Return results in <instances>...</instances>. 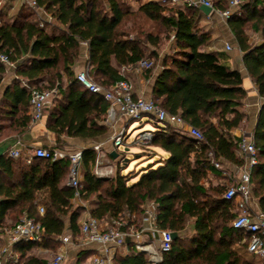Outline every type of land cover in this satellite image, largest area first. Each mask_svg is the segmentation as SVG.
<instances>
[{
  "label": "trees",
  "instance_id": "16d2710c",
  "mask_svg": "<svg viewBox=\"0 0 264 264\" xmlns=\"http://www.w3.org/2000/svg\"><path fill=\"white\" fill-rule=\"evenodd\" d=\"M37 8L50 14L63 29L41 26L35 13H18L11 21L0 19V54L16 66L15 79L5 93L0 107V133L11 119L20 128L30 122V88L60 89L48 110L47 129L56 142L61 138L97 139L107 134L105 125L109 103L102 94H94L78 83L71 66L79 57L81 43L88 45L91 76L104 89L123 79L121 69L135 66L146 58L145 43L159 44V37L146 34L144 39L130 38L121 26L129 18L143 17L158 24L173 37L176 55L166 57L156 79L153 100L166 112L180 115L198 130L204 141L198 143L180 134L174 127L157 126L150 144L167 154L162 165L149 166L138 181L119 173L100 178L94 169L97 152L85 149L81 162L80 199L90 202L93 218L100 221L120 219L124 214L145 217L144 205H156L159 229L176 233L172 249L161 264H253L244 253L233 249L243 235L232 227L235 203L224 199L226 187L211 183L204 186L216 162L243 166L237 143L231 132L242 127L247 115L241 110L247 92L243 77L229 67L223 51L208 50L213 41L200 26L206 15L199 8L164 5L157 1L142 3L133 11L121 0H34ZM224 11L230 0H210ZM228 19L243 64L264 100V0H245ZM249 29L259 41L251 42ZM152 70V69H151ZM149 70V72L151 71ZM7 66L0 61V85ZM66 79V81H64ZM66 82V83H64ZM253 139L258 164L251 174L253 194L264 212V103L258 115ZM117 153V158H123ZM147 156L154 158L156 153ZM120 158V159H119ZM69 167L59 161L7 154L0 157V233L11 230L24 217L33 219L43 229L41 241L19 242L15 251L20 264H46L30 252L58 246L69 221L72 233L80 232L78 220L83 207L74 205L75 191L67 184ZM47 196L41 199L39 195ZM40 206L45 213L41 215ZM193 232L189 235V224ZM128 254H117L116 264H147L146 253L139 252L127 239ZM85 260L79 262L81 264Z\"/></svg>",
  "mask_w": 264,
  "mask_h": 264
},
{
  "label": "built area",
  "instance_id": "2783aa9c",
  "mask_svg": "<svg viewBox=\"0 0 264 264\" xmlns=\"http://www.w3.org/2000/svg\"><path fill=\"white\" fill-rule=\"evenodd\" d=\"M27 2V0H21ZM157 1L164 5L173 7L182 6L188 8H199L206 6L212 8V13H216L221 19L228 20L234 11L241 6L245 0H230L228 8L224 11L217 10L213 7L210 0H151ZM0 0V8L2 6ZM32 8H37L34 0L28 1ZM173 40V37H172ZM226 50L231 51L232 47L226 45ZM0 61L6 66H14L6 55L0 54ZM155 62L151 59H142L136 65V70L139 72L148 71L154 68ZM123 79L115 83L110 89H104L99 85L90 73V64H87L85 69L76 75L78 83L85 89L94 94H102L105 100L109 103L107 110V120L115 121L117 117L124 118L127 122L140 121V126H144L142 120L147 117L153 120L156 125L174 127L180 134L187 135L198 143L204 141L202 132L196 128L187 125L180 115L170 114L160 107L154 100L144 97H136L134 94V86L129 79L123 75ZM30 108L31 120L34 123L40 122L45 117V112L48 105L59 95L60 90L55 87L50 90H39L30 88ZM128 127L130 124L127 125ZM126 129L120 131L112 139L114 152L121 153V147H126L125 134ZM154 132L145 131L138 135L136 142L142 147L150 146ZM237 149L245 159L243 170L234 182L230 185L225 194L224 199L232 201L236 206V216L232 222V227L243 235L242 243L246 245L247 251L256 256L264 264V212L257 211L252 207L253 194L251 184V174L258 164V151L254 143L253 137H242L236 141ZM97 152L96 164L102 165L101 160L106 155L100 146H96ZM83 151H69L60 147L44 148L38 147L34 149L32 155L27 158V163L30 164L33 158L50 160L52 162L59 161L69 167L68 186L75 191V198H80L81 188V162ZM7 154L11 158H18L21 155V150L17 147L8 150ZM211 163L214 167L220 168L219 162L213 160V154L209 153ZM112 173L107 167L100 168L98 175L107 177ZM41 215H44L45 209L40 208ZM144 221L152 225L151 231L157 236L158 247L152 245H142L136 243V249L139 252L146 253L149 256L147 264H160L163 255L169 253L172 249L173 236L169 230L159 229L156 223V205L148 204L145 208ZM80 231L84 237L85 243L88 245L99 246V253L87 259L81 264H116V255L118 248L126 245L127 239H136L138 234L128 230L126 222L120 218L114 220L111 225L107 226L100 220L90 216L84 221L80 227ZM43 229L39 223L33 219L24 217L21 222L16 224L7 233V244L0 247V264H20V255L15 251L14 247L19 242H36L41 241ZM63 248L56 252H51L46 264H64L66 261V246L71 243V238L62 237L60 239Z\"/></svg>",
  "mask_w": 264,
  "mask_h": 264
},
{
  "label": "crops",
  "instance_id": "0c3cea01",
  "mask_svg": "<svg viewBox=\"0 0 264 264\" xmlns=\"http://www.w3.org/2000/svg\"><path fill=\"white\" fill-rule=\"evenodd\" d=\"M1 1L3 4L0 8V11L3 14V18L5 21H11L10 18L14 16L12 15V13L14 12V14L17 15V12L19 13V11L23 6L30 7L28 4V1L30 0H27V2H23L21 0H1ZM131 1H133L134 5H137L136 8L137 10L142 3L151 0H131ZM33 9H35L37 15L36 19L39 21L41 26L45 25L49 31H51L50 27H58L59 29H63V27L57 24L56 20L50 14H47L42 8H33ZM202 22L206 27V29H204L205 32H207L210 35L213 41L211 47H209L208 50L223 51L227 55V59L225 63L232 69H237L241 73L243 77L242 86L247 92V96L243 101V107L241 109L247 115V120L244 122L242 127L233 130L231 134L235 141H239L242 137H253V132L255 130L258 121V115L264 103V100L259 96L257 87L254 81L249 76L243 64V60H242L243 54L241 53L238 47L236 38L228 25V21H223V19H221L216 13H211L209 16H206ZM227 44L232 47L231 51L226 50ZM165 59L166 56H163L161 62L158 63L156 68L152 69L150 72L149 70L139 72L135 68L136 65L130 67H123L121 69L122 74L123 73L125 74V71H128V75L130 74L129 79H131L130 81L134 86V94L136 97H144L146 99L153 100L154 84L156 83L157 77L163 70V62ZM87 64H89L88 45L87 43L83 42L81 43L79 57L75 60L74 64L71 66V70L74 72L76 76L79 72L85 69ZM15 69H16L15 65L7 66V74L0 85V107L4 101L5 93L7 89L11 86L12 84L11 82L16 77ZM54 101L55 99L48 105L45 112V117L40 122L37 123L32 122L31 108H29V113H28V115H30V122L25 128L23 129L20 128L19 126L16 125V123L10 127L13 121L11 119L6 121L5 125L8 128L7 130L0 133V157L5 155V153L8 150L13 149L15 147L21 150V153L28 158L30 155H32L34 149L38 147L52 148L56 146L69 151H84L85 149L88 148H95L96 146H100L101 149L103 150L102 152L104 155H109L110 157H112V153L114 152L113 141L111 140L112 142L109 145L107 142L108 139L103 137L97 139H80V138L62 137L61 138L62 143L58 144L56 142V138L54 134L47 129L48 110L53 106ZM106 121H105V125H106ZM123 121L126 120L121 117H117L116 120L114 121L116 125L114 129L115 132L117 133H115L112 136V139L115 135L119 133V131H122L123 128L125 127V123L123 124ZM63 145L65 146L61 147ZM129 146L130 145H127L125 147L126 153L128 150H130ZM237 153L239 157L244 159L240 154V152L238 151V149H237ZM157 158L159 159V161H164L167 158V154L164 152L163 158H159L158 156ZM219 164H220V168L215 167L216 169L215 172L209 171L207 179L203 181L204 186L208 187L209 184L211 183L214 186L217 185L225 186L227 189L230 185L234 184V182L238 179L245 165L244 163L243 166H236L223 161L219 162ZM160 165L162 164L160 163ZM160 165H158L157 167H159ZM66 184L68 185V177ZM252 194H253V187H252ZM46 196L47 193L45 192H42L39 195L41 199H44ZM72 203L74 205H79L84 209L78 220L79 227H81L82 223L91 216L90 212L93 208V204L90 202H83L80 198L79 199L74 198L72 200ZM148 204H151V202H147L144 205V209L148 206ZM41 207L44 208V206H40V208ZM252 207L257 211H262L258 203V200L254 196V194H253ZM122 219L126 222L128 230L133 231L139 235L138 238L132 240L135 245L136 243H140L142 245H152L154 248L158 247L157 236L153 234V232L151 231L152 225L150 223L145 222L144 218L138 219L136 214L127 213L123 215ZM113 221L114 219H107V220H102L101 222L109 226L112 224ZM188 230H189V235L192 234L193 232L192 222H190ZM6 231L9 230H5L4 232L0 233V247L7 244L8 240H7ZM67 236L71 238V243L65 247L67 253L66 259L71 255L76 254L77 261L81 259L86 261L87 259H90L94 255L98 254L100 251L99 246L88 245L85 243L81 231L77 234L72 233L70 229L69 221L66 222L64 234L56 239L60 249L64 247L60 239L62 237H67ZM241 241L235 243L233 246V249L237 250L239 253H243L242 246L245 245ZM51 252H52L51 249L37 247L33 249L30 252V254L40 259H43L46 262ZM118 253L123 255L128 254L127 245L120 246L117 251V254ZM244 253L250 256L248 257V259L251 262H253V264H263L262 261L259 260L256 256L250 254L247 251V248H244ZM164 256L165 255H163L162 257V261ZM148 261H149V256H148ZM162 261L160 262V264L162 263Z\"/></svg>",
  "mask_w": 264,
  "mask_h": 264
},
{
  "label": "rangeland",
  "instance_id": "374dc122",
  "mask_svg": "<svg viewBox=\"0 0 264 264\" xmlns=\"http://www.w3.org/2000/svg\"><path fill=\"white\" fill-rule=\"evenodd\" d=\"M123 1L127 6H129L133 11H136L137 5L133 4V1L131 0H121ZM239 8H237L235 11H237ZM16 13V12H15ZM19 13L23 14H31L35 13V9L30 8L28 6H23ZM18 14V12H17ZM12 16L10 20H12L16 15L14 12L12 13ZM3 17L2 12L0 11V18ZM34 18H37V15H35ZM228 21V20H223ZM200 26L203 29H206L203 22H201ZM121 30L125 33L129 34L130 38L139 37L141 39H144L146 34L152 35L153 37H159L160 41L158 45H153L151 43H145L143 46L146 50V59L154 60L155 65L154 68H156L157 64L161 62V59L163 56L171 57L175 54V43L174 40H172L171 37H166V34H164L163 29L156 23L145 19L143 17H134L127 19L124 24L121 26ZM248 34L250 36V40L253 43H256L259 41V36L251 29H249ZM234 53V52H233ZM153 68V69H154ZM134 72V71H133ZM124 74V73H123ZM125 77L129 79L130 74L128 75V71H125ZM131 80V79H129ZM66 81V79H64ZM66 83V82H64ZM125 123V127L123 129L127 130V133L125 134L126 144L130 145L127 153H123V158L114 159L110 157L109 155H106L101 160L103 161L102 165H95L94 173L96 176L100 177L98 175V171H100V168L107 167L109 170H112V173L107 177H100L104 179L113 178L116 177L119 173H122V175H125L129 178L131 183H134L139 180L140 176L144 174L147 170V168L151 165L156 168L158 165H160L159 159L157 156L154 158H149L147 156L150 153H156L159 158L164 157V152L160 149H155L151 146L148 147H142L137 142H135L138 135L145 131H152L154 132L157 129V126L153 120L147 119V117H144L142 120V123H144V126H140V121H132L126 122L123 121V124ZM130 124L128 127L127 125ZM106 126L108 128V132L103 138H107V142L110 145L112 142V136L117 133L115 132V122L114 121H106ZM112 132V133H111ZM120 132V131H119ZM65 145L61 146L64 147ZM69 146V145H67ZM108 150V148H107ZM120 151H125V147H121ZM156 162V163H155ZM65 165V164H64ZM60 249L59 246H56L52 249V252H56ZM247 257H250L247 255ZM83 261V259L77 261L76 254L71 255L68 257L64 264H77L79 262Z\"/></svg>",
  "mask_w": 264,
  "mask_h": 264
},
{
  "label": "water",
  "instance_id": "95a60500",
  "mask_svg": "<svg viewBox=\"0 0 264 264\" xmlns=\"http://www.w3.org/2000/svg\"><path fill=\"white\" fill-rule=\"evenodd\" d=\"M199 9L206 15L209 16L212 13V8L210 7H206V6H201L199 7ZM112 157L113 158H117V153L113 152L112 153ZM173 239H176L177 234L176 233H172Z\"/></svg>",
  "mask_w": 264,
  "mask_h": 264
}]
</instances>
